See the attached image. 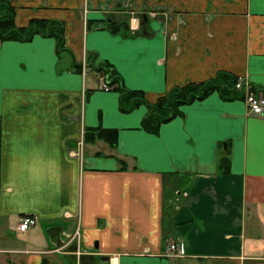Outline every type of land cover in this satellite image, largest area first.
<instances>
[{"label":"crops","instance_id":"obj_1","mask_svg":"<svg viewBox=\"0 0 264 264\" xmlns=\"http://www.w3.org/2000/svg\"><path fill=\"white\" fill-rule=\"evenodd\" d=\"M11 4L18 26L64 21L68 50L0 39V264H264V117L214 91L151 133L148 106L123 111L120 91L153 103L227 71L264 93V0ZM132 16L134 33L106 28ZM101 63L119 75L109 90ZM95 127L118 144L86 143ZM27 214L36 224L21 232ZM170 240L184 256L165 255Z\"/></svg>","mask_w":264,"mask_h":264},{"label":"trees","instance_id":"obj_2","mask_svg":"<svg viewBox=\"0 0 264 264\" xmlns=\"http://www.w3.org/2000/svg\"><path fill=\"white\" fill-rule=\"evenodd\" d=\"M15 17V8L11 4V0H0L1 40L29 41L36 34H42L45 36H54L57 39L59 51L68 50L64 37V21L58 19L34 18L31 19L28 25L18 26ZM106 28L113 33L121 30L126 31L129 28V19H124L121 22L115 21L114 18L107 19ZM74 65L76 71H80L83 68L82 64H78L76 61H74ZM98 70L103 71L102 76L105 82L111 86H115L114 84H116L115 82L119 75L111 65L101 63ZM238 80L239 77L230 72L219 71L213 78L176 85L153 103L145 98L142 90L129 89L122 85V88L120 87L122 93V110L130 111L140 104L147 105L148 112L141 126L148 132L156 133L163 123L170 121L177 115L183 114V107L185 105L191 104L196 100H201L214 91H220L227 99L244 97V90L236 88ZM253 90L259 92L255 88H253ZM118 140L119 134L118 130L115 128L95 127L88 128L84 132V141L86 143L104 141L110 146L115 147L118 144ZM121 168H126V165L124 164ZM219 168L223 173H228L230 171L229 155L221 157Z\"/></svg>","mask_w":264,"mask_h":264},{"label":"built area","instance_id":"obj_3","mask_svg":"<svg viewBox=\"0 0 264 264\" xmlns=\"http://www.w3.org/2000/svg\"><path fill=\"white\" fill-rule=\"evenodd\" d=\"M130 32H135L139 28V18L137 16L130 17L129 23ZM85 68V67H84ZM101 87L109 90L114 86L109 85L105 82L104 77L101 78L100 81ZM237 89L244 90V98L247 103L248 112L250 114L264 117V94L253 90L252 84L247 77H239V80L236 84ZM83 140L79 143L80 153L83 154ZM36 224V219L33 215H25L20 218V222L18 224V229L21 232L27 231L30 227ZM170 240L165 249V255L167 256H184L185 248L184 245L179 243L178 241Z\"/></svg>","mask_w":264,"mask_h":264},{"label":"rangeland","instance_id":"obj_4","mask_svg":"<svg viewBox=\"0 0 264 264\" xmlns=\"http://www.w3.org/2000/svg\"><path fill=\"white\" fill-rule=\"evenodd\" d=\"M83 67H86V64H83ZM88 71H89V76H88L87 79L90 81V78H91L90 74L95 76V70H94L93 68H92V69L89 68ZM86 153H87V151H86ZM173 241H175V240H173ZM173 241H172V242H173ZM167 245H168V243H167ZM167 245H166V247H167ZM97 264H106V263H105L104 261H102V260H99V261L97 262Z\"/></svg>","mask_w":264,"mask_h":264},{"label":"water","instance_id":"obj_5","mask_svg":"<svg viewBox=\"0 0 264 264\" xmlns=\"http://www.w3.org/2000/svg\"><path fill=\"white\" fill-rule=\"evenodd\" d=\"M103 260H109V257H103Z\"/></svg>","mask_w":264,"mask_h":264}]
</instances>
